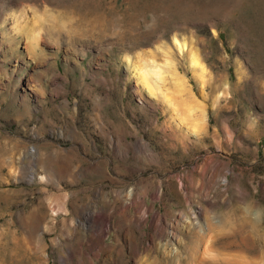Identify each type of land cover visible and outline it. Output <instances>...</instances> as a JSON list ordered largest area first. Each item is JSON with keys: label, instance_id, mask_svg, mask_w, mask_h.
Returning <instances> with one entry per match:
<instances>
[{"label": "rangeland", "instance_id": "374dc122", "mask_svg": "<svg viewBox=\"0 0 264 264\" xmlns=\"http://www.w3.org/2000/svg\"><path fill=\"white\" fill-rule=\"evenodd\" d=\"M0 264H264V0H0Z\"/></svg>", "mask_w": 264, "mask_h": 264}, {"label": "bare ground", "instance_id": "6f19581e", "mask_svg": "<svg viewBox=\"0 0 264 264\" xmlns=\"http://www.w3.org/2000/svg\"><path fill=\"white\" fill-rule=\"evenodd\" d=\"M32 32V31H31ZM31 35V34H30ZM31 35L30 37V45H32L31 47L33 48V46L35 47L37 45V42H38V38L34 35ZM174 43L175 45L177 46L178 50L179 51H183L184 49V45L183 44H180L176 39L174 40ZM190 62H191V66L193 68H197L200 66L199 62H198V59L196 58V56L194 54H191V58H190ZM136 67V66H135ZM139 68V67H138ZM136 69L134 68L133 69V72H134V75L139 77V80L141 81V83L145 86L146 88V91L148 93L149 96H154V88L153 86H151L149 84V81L148 80L149 78H151V75H155L154 77V81L155 83L157 82H160V77H159V70L158 71H155V70H150L149 72H145V73H142L141 75L139 74V69ZM162 71V70H161ZM141 73V71H140ZM178 78V77H177ZM182 82V81H181ZM28 89V88H27ZM156 89V88H155ZM165 98V97H164ZM164 100V99H163ZM167 100V99H166Z\"/></svg>", "mask_w": 264, "mask_h": 264}]
</instances>
